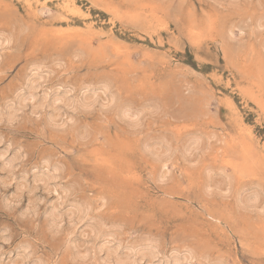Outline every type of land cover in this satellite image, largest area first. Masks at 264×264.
Returning <instances> with one entry per match:
<instances>
[{
	"label": "rangeland",
	"instance_id": "rangeland-1",
	"mask_svg": "<svg viewBox=\"0 0 264 264\" xmlns=\"http://www.w3.org/2000/svg\"><path fill=\"white\" fill-rule=\"evenodd\" d=\"M31 79L105 87L0 119V264H264V0H0V112Z\"/></svg>",
	"mask_w": 264,
	"mask_h": 264
},
{
	"label": "bare ground",
	"instance_id": "bare-ground-1",
	"mask_svg": "<svg viewBox=\"0 0 264 264\" xmlns=\"http://www.w3.org/2000/svg\"><path fill=\"white\" fill-rule=\"evenodd\" d=\"M35 68H37V67H35ZM37 87H38V82H36V80H34V79H31L30 82L28 83L27 95L26 94L19 95V97L17 99V103H15L14 106H12V107L9 106V108L7 107L8 109H6V113L0 112V119H2L5 115L8 119H13L14 117H16V115L18 114L19 111H21L22 109H24L27 106V103H28L27 101H30L34 112H37L39 109H41V108L43 109L44 107L45 108L46 107L51 108V112L49 113V122L51 124L55 123L54 125H58V123H60L59 121L62 120L63 121L62 124L65 125V121H64V119H62L64 112H67L69 110H77V109H86V108L90 109L91 107H93L98 102V99L100 98V95L98 94L99 92H97L98 89L100 90V88L105 87V86L103 85L100 88L95 87V86L86 87V90H85V93H83V96H80L77 98L71 97L69 92H67V91L61 92V93L57 92L54 94H51L48 92V93H45L44 95H42L41 98H38V96L36 95ZM105 90H107V89H105ZM110 98H111V96L109 97V99ZM101 99H99V100H101ZM111 101H113V100L111 99L110 102ZM105 103H107V102H105ZM109 104H111V103H109ZM122 115L124 117H126V120L128 119L133 124H136L137 122H139L138 121L139 115H140L139 110L138 111L136 109L133 110L131 107L127 106L123 109ZM69 121H71V120L69 119ZM2 155H5V154H3V152H2V154L0 153V157ZM5 165H8V163H6ZM10 167H12L11 164H10ZM9 170H11V169H9ZM46 175L47 174H45V176ZM39 177H38V179H39ZM45 179L48 180L49 176H46ZM50 180H51V178H50ZM254 198L255 199L253 201H251L252 203L256 202V196ZM74 208L76 209V211H74L75 209L69 211L70 215H71V221L74 218H76V216L78 217L79 220H81L83 218V215H82V218L80 215L83 213V208H81L77 205ZM57 211L53 210L50 212V217H51L52 223L55 226H57L58 223L63 219L62 218L63 214H61L60 212H57ZM77 213L79 216L77 215ZM119 247L118 246L117 247H113V246L106 247L105 244L99 245L100 251H105V253H106V257L103 260L105 262H107L108 264H112V263L113 264H139L140 261L144 262L143 264H187L189 257L191 256V255H189V257L187 259V257H181L179 255H175L171 259H162L161 260L159 258V253L157 252V250L155 248H152L150 245L149 246L147 245L144 249H136L135 248L131 252H129V250L127 249L129 253H120ZM129 248H131V247H129ZM84 256H86V254H84ZM23 257L27 258L26 254L23 255ZM142 262H140V263H142ZM33 264H36V263H33ZM189 264H190V262H189Z\"/></svg>",
	"mask_w": 264,
	"mask_h": 264
}]
</instances>
